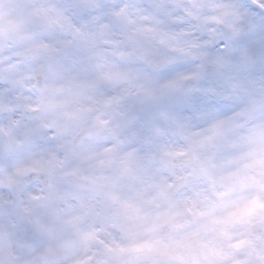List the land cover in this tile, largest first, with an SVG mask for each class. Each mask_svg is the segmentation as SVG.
<instances>
[{"label":"snow or ice","instance_id":"snow-or-ice-1","mask_svg":"<svg viewBox=\"0 0 264 264\" xmlns=\"http://www.w3.org/2000/svg\"><path fill=\"white\" fill-rule=\"evenodd\" d=\"M260 33L264 0H0L9 231L55 264H264Z\"/></svg>","mask_w":264,"mask_h":264},{"label":"clouds","instance_id":"clouds-1","mask_svg":"<svg viewBox=\"0 0 264 264\" xmlns=\"http://www.w3.org/2000/svg\"><path fill=\"white\" fill-rule=\"evenodd\" d=\"M257 38H264V33L258 34ZM183 159V158H181ZM27 161L21 160L19 157L11 160L7 157L0 155V179H4L9 175H13L15 168L19 163H26ZM49 177L46 173L39 170L30 171L26 177L25 182L28 191L34 194L39 202L43 199ZM6 184H0V190L6 188ZM69 204H74V200H69ZM60 209H66L63 201L57 204ZM59 231V226L56 228ZM0 264H55L51 257L44 256L42 253L48 247V234H38L43 237L40 243H30L19 237L13 232L9 231L5 220L0 219ZM103 238L104 233H100ZM72 238L75 239L73 232ZM100 246L93 242H78L76 243L64 256L63 264H96L97 254Z\"/></svg>","mask_w":264,"mask_h":264}]
</instances>
